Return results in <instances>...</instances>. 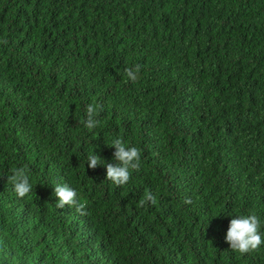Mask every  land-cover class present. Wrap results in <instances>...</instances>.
Segmentation results:
<instances>
[{
    "label": "trees",
    "instance_id": "trees-1",
    "mask_svg": "<svg viewBox=\"0 0 264 264\" xmlns=\"http://www.w3.org/2000/svg\"><path fill=\"white\" fill-rule=\"evenodd\" d=\"M251 214L264 236V0H0V264H264L225 242Z\"/></svg>",
    "mask_w": 264,
    "mask_h": 264
},
{
    "label": "clouds",
    "instance_id": "clouds-1",
    "mask_svg": "<svg viewBox=\"0 0 264 264\" xmlns=\"http://www.w3.org/2000/svg\"><path fill=\"white\" fill-rule=\"evenodd\" d=\"M206 66V65H205ZM210 66V65H209ZM140 65L135 66V71L132 68L125 69L127 77L131 81L138 79ZM87 119L85 127L94 129L98 121L93 120L97 115V106L95 104L87 105ZM115 148L114 157L119 163L107 165V180H110L117 186L127 184L130 179V169L136 170L140 167V150L136 147H129L120 138L112 141V146ZM100 163V158L90 153L88 155V167L95 169ZM12 175L8 177L9 182L13 185V190L18 198H24L32 191V184L29 181L27 166L11 169ZM54 194L57 197L56 207L63 209L67 206H74L76 211L84 215L86 204L77 200V192L69 187L68 184L57 185L54 189ZM156 203V198L150 192H145L144 197L139 201V206L143 207L146 202ZM190 201L186 200L185 203ZM225 242L233 251L242 254L258 249L264 244V236L260 232V220L255 214L241 215L230 221L227 230Z\"/></svg>",
    "mask_w": 264,
    "mask_h": 264
},
{
    "label": "rangeland",
    "instance_id": "rangeland-1",
    "mask_svg": "<svg viewBox=\"0 0 264 264\" xmlns=\"http://www.w3.org/2000/svg\"><path fill=\"white\" fill-rule=\"evenodd\" d=\"M203 56H204V55H203ZM203 63H204L205 65H210V66H212V64H211L209 61H207L206 59L203 60ZM218 75H219V76H222L221 73H219Z\"/></svg>",
    "mask_w": 264,
    "mask_h": 264
}]
</instances>
